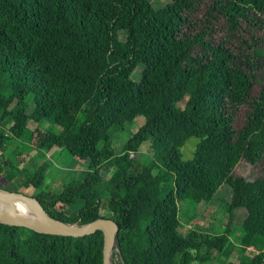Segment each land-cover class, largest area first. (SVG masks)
Here are the masks:
<instances>
[{
    "label": "trees",
    "instance_id": "obj_1",
    "mask_svg": "<svg viewBox=\"0 0 264 264\" xmlns=\"http://www.w3.org/2000/svg\"><path fill=\"white\" fill-rule=\"evenodd\" d=\"M138 116L116 152L110 133ZM34 134L60 149L59 166L42 156L20 167ZM188 137L197 143L180 160ZM142 147L150 156L139 161ZM73 158L87 162L81 176L42 186ZM241 162L257 169L252 179L234 171ZM16 174L55 219L113 220L111 264H202L225 252L227 233L182 230L181 209L225 185V212L245 215L236 261L221 264H264V0H0V178ZM101 247L99 230L0 223V264H101Z\"/></svg>",
    "mask_w": 264,
    "mask_h": 264
},
{
    "label": "rangeland",
    "instance_id": "obj_2",
    "mask_svg": "<svg viewBox=\"0 0 264 264\" xmlns=\"http://www.w3.org/2000/svg\"><path fill=\"white\" fill-rule=\"evenodd\" d=\"M167 0H151V4L154 7H161ZM122 36V35H121ZM141 66L138 65L131 78L138 80L140 76ZM142 118L138 116L131 122H125L123 125L110 133V144L116 150L120 151L122 144L131 136L135 131ZM197 143L196 137H188L184 140L183 144L177 149L180 160H186L191 158L195 144ZM33 150L30 152L29 158L20 167H24L28 171H31L34 167H37L40 163L41 157L43 156L46 160L55 166H59L58 155L60 149L53 147L46 139H41L38 135L34 134L31 140ZM100 146V145H99ZM143 153L137 154L139 161L144 160L145 154L150 156V152H146L145 148L142 147ZM133 153L128 152V157H132ZM87 162L80 161L75 158L71 159L65 166L61 167L59 172H52L53 177L50 176L45 178L42 186L53 187L56 182H60L63 178H75L81 176L83 171L86 169ZM105 169H100V180L94 185V190L97 194L100 193L101 189L106 183V177L108 175L107 170L109 169V163H104ZM47 170H52L50 166H47ZM234 171L237 174L243 175L245 178L252 179L257 174V169L248 166L246 163H238ZM22 177L16 174L14 179L9 182L4 181L0 178V184L2 185L3 191L15 192L18 191L25 195H31L33 188L25 187L21 183ZM229 197L228 187L221 185L209 202H200L195 206L194 211L190 207L182 206L181 209H185L186 213L183 214V218L186 220L183 223V229L192 228L197 232H204L208 234H218L225 232L228 234V243L225 246V252L214 253L213 257L209 261H205L202 264H221L225 262H235L236 254L239 253V241L241 232V220L245 215V211L237 209L234 214L225 212L224 204ZM81 205L80 201H76L74 204H70L64 207V212L68 214L72 210H76ZM195 213V214H193ZM192 214L194 216H192ZM201 252L204 248L200 249ZM246 255L253 253L252 248H246ZM244 254V253H243ZM193 264H198L193 262Z\"/></svg>",
    "mask_w": 264,
    "mask_h": 264
},
{
    "label": "water",
    "instance_id": "obj_3",
    "mask_svg": "<svg viewBox=\"0 0 264 264\" xmlns=\"http://www.w3.org/2000/svg\"><path fill=\"white\" fill-rule=\"evenodd\" d=\"M15 202L31 204L36 210L41 223L33 224V222L21 219L16 215L11 216L7 221H0V223L25 227L37 233L73 237H80L99 230L102 233L101 264H111L110 254L117 230V226L113 220L106 217H97L80 225L65 223L51 217L35 197L22 194L18 191L7 192L0 189V204L5 205L7 208H12Z\"/></svg>",
    "mask_w": 264,
    "mask_h": 264
},
{
    "label": "bare ground",
    "instance_id": "obj_4",
    "mask_svg": "<svg viewBox=\"0 0 264 264\" xmlns=\"http://www.w3.org/2000/svg\"><path fill=\"white\" fill-rule=\"evenodd\" d=\"M16 215L21 219L40 224V218L36 210L29 203L15 202L12 208L0 204V221H7L11 216Z\"/></svg>",
    "mask_w": 264,
    "mask_h": 264
}]
</instances>
